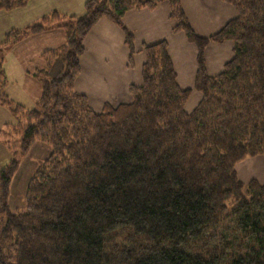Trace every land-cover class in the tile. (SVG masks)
<instances>
[{"label": "trees", "instance_id": "1", "mask_svg": "<svg viewBox=\"0 0 264 264\" xmlns=\"http://www.w3.org/2000/svg\"><path fill=\"white\" fill-rule=\"evenodd\" d=\"M31 0H0V11ZM237 16L203 37L181 0H87L81 16L53 10L0 43L4 55L25 37L60 29L65 41L46 49L29 75L41 86L38 107L8 133L16 158L0 171V264H264V183L239 179L236 164L264 155V0H223ZM168 2L174 31L198 48L197 107L178 83L166 40L144 46L143 82L130 100L96 111L76 90L84 41L108 18L125 33L130 63L134 34L124 16ZM65 22V23H64ZM232 41L223 70L207 72L211 42ZM52 146L28 185L27 209L8 204L18 156L35 142ZM20 154V155H19Z\"/></svg>", "mask_w": 264, "mask_h": 264}, {"label": "crops", "instance_id": "2", "mask_svg": "<svg viewBox=\"0 0 264 264\" xmlns=\"http://www.w3.org/2000/svg\"><path fill=\"white\" fill-rule=\"evenodd\" d=\"M86 1L40 0L39 9L28 16L25 24L53 10L70 16H81L85 12ZM181 1L192 28L203 37L218 32L237 16L236 9L223 0ZM170 14L169 3L162 2L154 9H135L124 16L125 26L135 37L132 64L124 31L108 18H102L94 25L84 41L85 52L81 57L82 70L76 81V90L88 96L96 111H101L107 103L117 105L130 100L129 87L132 84L141 85L143 82L142 70L146 60L144 46L163 40L168 42L179 85L184 89H191L186 104L187 111L192 112L197 107L202 99V94L194 89L198 69V48L189 41L183 31H174L177 21ZM64 41V32L55 29L25 37L11 50L25 46V50H29L26 51L29 54L27 56H36L34 70L41 67L39 58L46 49L59 47ZM233 55L232 41L211 42L205 51L208 74L211 76L219 74ZM27 69L26 73L25 70L23 72L26 82L30 81V85L39 88L38 82H33L35 79L27 73Z\"/></svg>", "mask_w": 264, "mask_h": 264}, {"label": "rangeland", "instance_id": "3", "mask_svg": "<svg viewBox=\"0 0 264 264\" xmlns=\"http://www.w3.org/2000/svg\"><path fill=\"white\" fill-rule=\"evenodd\" d=\"M31 1L25 7L19 9L0 11V43H3L6 38L5 35L12 29H23L42 18V16H38L35 20L25 24L28 16L36 12L41 5L40 0ZM25 49L26 47L24 46L18 47L15 50H7L4 55L3 67L7 78L6 94L21 109L16 114L9 107L0 105V171L10 166L16 158L14 148L18 144L8 134L10 133V129L24 121L20 119L21 117L26 116L30 110L38 107V99L41 96L40 93H42L41 86L36 80L33 82H36L40 89L30 85V81L26 82L23 72L26 68H28V74L29 71H34L33 67L34 63H36V56H27L28 53L26 51L29 50ZM39 63L42 64L41 67L44 65L40 58ZM39 94L40 96H38ZM52 149L51 145L37 141L26 153L19 154L18 169L12 178L8 196V204L13 212L26 211L28 185L37 168L51 155ZM236 171L239 179L245 184L253 179L263 184L264 155L247 157L241 160L236 164Z\"/></svg>", "mask_w": 264, "mask_h": 264}]
</instances>
